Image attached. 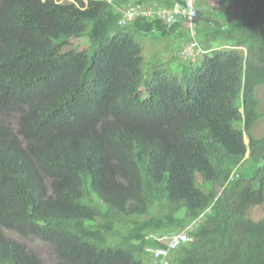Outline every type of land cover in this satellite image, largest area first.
I'll return each instance as SVG.
<instances>
[{
	"label": "trees",
	"instance_id": "obj_1",
	"mask_svg": "<svg viewBox=\"0 0 264 264\" xmlns=\"http://www.w3.org/2000/svg\"><path fill=\"white\" fill-rule=\"evenodd\" d=\"M185 4L0 0V264H264V0Z\"/></svg>",
	"mask_w": 264,
	"mask_h": 264
},
{
	"label": "rangeland",
	"instance_id": "obj_2",
	"mask_svg": "<svg viewBox=\"0 0 264 264\" xmlns=\"http://www.w3.org/2000/svg\"><path fill=\"white\" fill-rule=\"evenodd\" d=\"M142 36H139V37H141V43L144 48H149V50H154L156 49V47H158V46L156 47L153 46L155 44L154 40L150 38L142 37ZM137 39L139 38L137 37ZM196 39L197 41H199L197 37ZM159 48L163 49V44L161 42L159 43ZM166 53L167 54H164V57L169 58V55L171 53L170 49H168ZM147 57H148L147 58L148 62L152 61V54L151 55L147 54ZM258 94H259V97L261 98V103H260L261 111H264V84L258 88ZM263 131H264V118L260 119L256 123L255 128H254L255 134H260ZM250 166L253 167L251 163H250ZM248 214L254 219L263 218L264 217V202L260 205H256L253 208H251ZM29 245L32 249H34L38 253V255L41 257V259L44 261L45 264H52L56 260V254L49 245L39 240H36V239L29 241ZM144 264H147V262H144Z\"/></svg>",
	"mask_w": 264,
	"mask_h": 264
},
{
	"label": "built area",
	"instance_id": "obj_3",
	"mask_svg": "<svg viewBox=\"0 0 264 264\" xmlns=\"http://www.w3.org/2000/svg\"><path fill=\"white\" fill-rule=\"evenodd\" d=\"M185 2H186L185 6H182L180 8L179 7L175 8L174 10L175 12L169 16V20L174 21L178 13L187 15L190 19L195 17V10L193 8V0H185ZM163 12H165V10L159 11L160 14ZM125 15H126V18L128 19L132 18V16L134 15L132 11V7L125 12ZM164 237L166 238L167 236H164ZM168 237L169 238L165 246L154 247L150 245L146 247V251L152 254V256L154 257L155 264H169L170 251L178 247V245H180L182 242L189 239L186 232H183V233L177 232ZM159 239H164V238L161 237Z\"/></svg>",
	"mask_w": 264,
	"mask_h": 264
},
{
	"label": "bare ground",
	"instance_id": "obj_4",
	"mask_svg": "<svg viewBox=\"0 0 264 264\" xmlns=\"http://www.w3.org/2000/svg\"><path fill=\"white\" fill-rule=\"evenodd\" d=\"M179 5V4H178ZM194 5V4H193ZM182 6H184V5H182ZM167 8V7H166ZM158 9V8H157ZM154 10H155V7H154ZM168 10V9H167ZM157 11V10H156ZM153 12H155V11H153ZM143 13V12H142ZM166 17V16H165ZM177 17V16H176ZM184 18V17H183ZM166 19V18H165ZM179 19V18H178ZM176 21V20H175ZM172 23V22H171ZM185 230V229H184ZM188 232V231H187ZM171 234V233H170ZM188 234V233H187Z\"/></svg>",
	"mask_w": 264,
	"mask_h": 264
}]
</instances>
